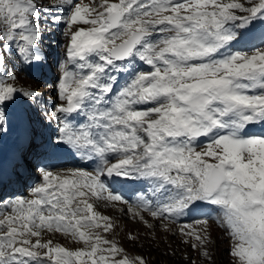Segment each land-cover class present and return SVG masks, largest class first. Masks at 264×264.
Returning <instances> with one entry per match:
<instances>
[{
    "label": "snow or ice",
    "instance_id": "1",
    "mask_svg": "<svg viewBox=\"0 0 264 264\" xmlns=\"http://www.w3.org/2000/svg\"><path fill=\"white\" fill-rule=\"evenodd\" d=\"M9 166L0 264H264V0H0Z\"/></svg>",
    "mask_w": 264,
    "mask_h": 264
},
{
    "label": "rangeland",
    "instance_id": "2",
    "mask_svg": "<svg viewBox=\"0 0 264 264\" xmlns=\"http://www.w3.org/2000/svg\"><path fill=\"white\" fill-rule=\"evenodd\" d=\"M56 42H58V44H60L61 41H60V38H59V37H58V40H57ZM56 42H52V43L50 44V47H53L54 44H55ZM53 72L55 73V70H52V73H53ZM50 75H51V72H50ZM48 76H49V73H48ZM37 78H38V81H41V75L38 76ZM34 176H35V174H34ZM32 182H33V181H32ZM32 182H30L29 185H30ZM129 227H131V225H129ZM212 235H213L214 238H220V237H221V231H220L218 228H216L215 226H213V228H212ZM60 242H61L62 244H65V246L74 247L73 244H71V243H69V242L63 240V238H61ZM226 247H227L226 244L221 243L220 239H217L216 258H217V260L219 261V264H229L230 257L228 256L227 252L224 251V249H225ZM194 255H195V254L193 253V256H194ZM149 259H150L151 264H155V262H156V261H159L161 258H160V256H158L156 253H152L151 256L149 257ZM178 264H187V262L179 261V260H178ZM198 264H199V262H198Z\"/></svg>",
    "mask_w": 264,
    "mask_h": 264
},
{
    "label": "bare ground",
    "instance_id": "3",
    "mask_svg": "<svg viewBox=\"0 0 264 264\" xmlns=\"http://www.w3.org/2000/svg\"><path fill=\"white\" fill-rule=\"evenodd\" d=\"M41 86H43V84L42 83H39ZM78 159V158H77Z\"/></svg>",
    "mask_w": 264,
    "mask_h": 264
}]
</instances>
